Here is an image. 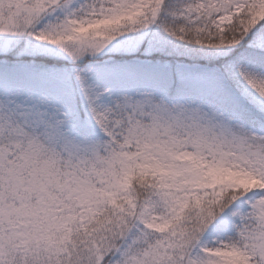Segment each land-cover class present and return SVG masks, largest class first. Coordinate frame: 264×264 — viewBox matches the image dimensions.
Masks as SVG:
<instances>
[{
	"label": "snow or ice",
	"instance_id": "snow-or-ice-1",
	"mask_svg": "<svg viewBox=\"0 0 264 264\" xmlns=\"http://www.w3.org/2000/svg\"><path fill=\"white\" fill-rule=\"evenodd\" d=\"M0 264H264V0H0Z\"/></svg>",
	"mask_w": 264,
	"mask_h": 264
}]
</instances>
